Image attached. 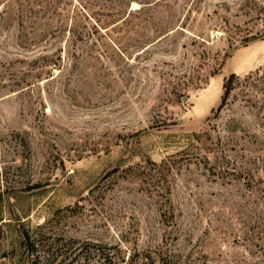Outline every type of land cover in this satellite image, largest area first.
<instances>
[{
	"label": "rangeland",
	"instance_id": "1",
	"mask_svg": "<svg viewBox=\"0 0 264 264\" xmlns=\"http://www.w3.org/2000/svg\"><path fill=\"white\" fill-rule=\"evenodd\" d=\"M257 70L264 0H0V264H264Z\"/></svg>",
	"mask_w": 264,
	"mask_h": 264
},
{
	"label": "trees",
	"instance_id": "2",
	"mask_svg": "<svg viewBox=\"0 0 264 264\" xmlns=\"http://www.w3.org/2000/svg\"><path fill=\"white\" fill-rule=\"evenodd\" d=\"M239 80V76L235 73H232L229 77L225 79L224 94L222 96L221 104H224L228 100L231 93L234 91V89H236ZM242 81L245 83L246 86L251 87L252 89L264 90V71L257 70L256 72H252L245 76ZM24 238V243L27 248L31 250L34 249L35 239L33 238L32 234L29 231H25ZM101 255H103L105 259H108V253L103 252V250L101 252ZM136 255V253L131 254V257L129 258L132 260L131 264H161V261H157L156 257L152 254H146L142 256ZM136 259H138V261ZM122 262H124V264H129V260L126 261L125 256L121 257V259L119 261H116L115 264H122Z\"/></svg>",
	"mask_w": 264,
	"mask_h": 264
}]
</instances>
